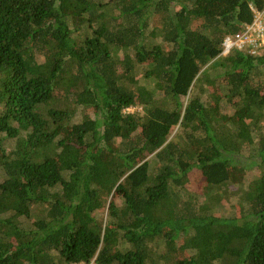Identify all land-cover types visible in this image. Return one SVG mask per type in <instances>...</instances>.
<instances>
[{"label": "trees", "instance_id": "1", "mask_svg": "<svg viewBox=\"0 0 264 264\" xmlns=\"http://www.w3.org/2000/svg\"><path fill=\"white\" fill-rule=\"evenodd\" d=\"M255 10L0 0V264H264V48L221 55Z\"/></svg>", "mask_w": 264, "mask_h": 264}, {"label": "rangeland", "instance_id": "2", "mask_svg": "<svg viewBox=\"0 0 264 264\" xmlns=\"http://www.w3.org/2000/svg\"><path fill=\"white\" fill-rule=\"evenodd\" d=\"M186 100H188V97L186 98ZM136 110L140 111V110H142V108L141 107H130V109L128 111L134 112ZM178 133L179 132H178V127H177L175 129V131L173 132V134L171 135L170 139L174 138V136ZM255 173H256V170L253 171V176H255ZM0 175H1L0 178H2L3 175L2 174H0ZM192 176H194L195 179H194V182H192L193 184L189 185V187L191 188V191H193V194H194L193 195V202H195V204H197V206L205 204V203H209L212 201L213 205H211V207H212V211L215 214H218L221 216H229L235 212L237 204H243L242 196L240 195V192L243 190H242V188H240V186H236V185L231 186L230 185L227 187L226 186L223 187L222 190L213 189L208 194L205 195V194H202V192H201L202 186L200 189L199 185H197V182L199 179L198 172H193ZM253 176H252V174H251V176L247 175V182L244 185L245 189L248 187L249 181L253 178ZM222 191H224V192L221 193ZM237 191H239V192H237ZM212 198H214L216 200H213Z\"/></svg>", "mask_w": 264, "mask_h": 264}, {"label": "built area", "instance_id": "3", "mask_svg": "<svg viewBox=\"0 0 264 264\" xmlns=\"http://www.w3.org/2000/svg\"><path fill=\"white\" fill-rule=\"evenodd\" d=\"M239 49L249 54H258L264 48V11L255 10V17L246 25L245 30L229 34L223 41L221 55H228L233 49ZM130 108H128L129 110ZM73 264H97L95 259L90 262Z\"/></svg>", "mask_w": 264, "mask_h": 264}]
</instances>
